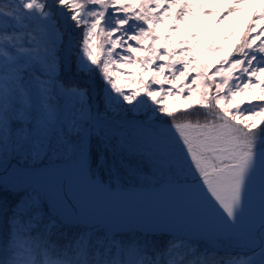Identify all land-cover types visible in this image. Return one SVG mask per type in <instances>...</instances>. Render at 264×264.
I'll list each match as a JSON object with an SVG mask.
<instances>
[{
    "label": "snow or ice",
    "instance_id": "snow-or-ice-1",
    "mask_svg": "<svg viewBox=\"0 0 264 264\" xmlns=\"http://www.w3.org/2000/svg\"><path fill=\"white\" fill-rule=\"evenodd\" d=\"M253 7L208 75L186 0H0V264H264Z\"/></svg>",
    "mask_w": 264,
    "mask_h": 264
},
{
    "label": "trees",
    "instance_id": "trees-1",
    "mask_svg": "<svg viewBox=\"0 0 264 264\" xmlns=\"http://www.w3.org/2000/svg\"><path fill=\"white\" fill-rule=\"evenodd\" d=\"M133 2H139V0H133ZM186 2H191L196 5V8L193 10L194 19L189 17L187 23L180 24L178 27L180 33L173 38V48L175 49L179 44L188 39L190 34L195 32L200 37L199 41H192L193 44L200 43V48L195 53L194 58L199 61L201 64L205 62H211V70L208 71V75H211V72L219 66V61L223 60L225 53H211L207 56L204 55L205 46L214 41H218L220 46L224 47H233L235 46L240 39H242V34L245 30V25L252 17V14L257 10L253 5H257L258 8L264 9V0H247L244 5V12L239 16H232L224 20V23H219V19L223 18L227 14V9L234 3V0H186ZM203 6V11L201 7ZM162 11V9L160 10ZM180 9H173V12H179ZM209 13H216V15H209ZM175 24V21L172 19L165 20L164 26L158 28V31L161 32L164 36L169 34V30ZM264 27V25H262ZM207 29V31H205ZM233 30L236 31L237 35L233 37L230 41H225L219 34H228ZM259 43V41H257ZM163 46V42L161 44ZM232 57L230 56L229 59ZM193 67H196L193 65ZM195 75V73H191ZM123 84L124 82L121 81ZM257 94L259 90H256ZM253 98L251 94L244 95L241 99L244 102H247L249 99ZM168 105L172 109L183 110L185 105L183 99L170 98L168 100Z\"/></svg>",
    "mask_w": 264,
    "mask_h": 264
}]
</instances>
